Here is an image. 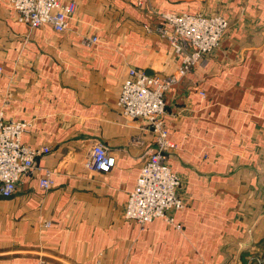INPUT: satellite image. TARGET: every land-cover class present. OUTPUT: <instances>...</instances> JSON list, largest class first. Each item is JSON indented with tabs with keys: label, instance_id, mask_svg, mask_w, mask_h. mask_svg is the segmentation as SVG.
Returning <instances> with one entry per match:
<instances>
[{
	"label": "crops",
	"instance_id": "0c3cea01",
	"mask_svg": "<svg viewBox=\"0 0 264 264\" xmlns=\"http://www.w3.org/2000/svg\"><path fill=\"white\" fill-rule=\"evenodd\" d=\"M71 1L57 32L20 22L0 0V111L27 123L22 143L50 146L41 169L0 196V264H264V0ZM166 12L228 20L185 74L160 33ZM130 70L175 80L163 115L184 203L173 223L123 217L156 146L147 120L117 106ZM95 141L116 158L110 172L85 166ZM43 168L50 190L37 182Z\"/></svg>",
	"mask_w": 264,
	"mask_h": 264
},
{
	"label": "built area",
	"instance_id": "2783aa9c",
	"mask_svg": "<svg viewBox=\"0 0 264 264\" xmlns=\"http://www.w3.org/2000/svg\"><path fill=\"white\" fill-rule=\"evenodd\" d=\"M17 14V19L30 27L49 25L62 32L72 18L76 4L63 0H7ZM168 27L161 30L174 52L180 55V74L190 71L204 56L220 43L228 28V20L220 14L199 13L161 14ZM98 41L92 35L89 43ZM1 71V67H0ZM173 77L159 78L143 72L130 70L123 81L117 98L120 112L129 119L143 118L155 136V148L149 151L140 166L135 186L125 202L123 217L143 224L156 217L173 223L172 211L184 206L179 194L180 179L168 163L169 154L175 148L168 138L167 126L163 120L165 112L164 94L174 82ZM201 95L204 93L201 91ZM25 121H6L0 111V196L11 197L27 174L33 175L36 159L49 153L50 146H30L21 142ZM116 163L115 156L100 141H95L90 149L85 166L107 173ZM38 185L44 190L54 186L49 169L38 172ZM48 225V223H47ZM180 228V224H175ZM33 264H48L38 259Z\"/></svg>",
	"mask_w": 264,
	"mask_h": 264
}]
</instances>
